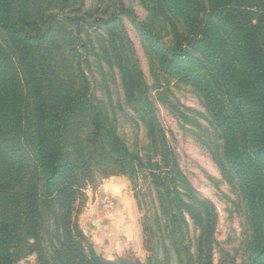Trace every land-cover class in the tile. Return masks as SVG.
<instances>
[{
    "label": "trees",
    "instance_id": "obj_1",
    "mask_svg": "<svg viewBox=\"0 0 264 264\" xmlns=\"http://www.w3.org/2000/svg\"><path fill=\"white\" fill-rule=\"evenodd\" d=\"M41 1L0 0V264L30 255L36 264H124L98 256L70 218L80 183L113 173L134 184L146 264H216L215 209L182 172L137 68H122L124 104L144 132L142 148L131 151L92 90L52 84L47 41L57 17ZM143 1L152 21L156 15L163 24L165 41L120 2L95 22L109 31L127 18L149 42L161 74L201 95L220 135L215 164L235 186L242 215L239 264H264V0ZM85 15L79 8L62 21L83 33ZM68 157L78 163V186ZM28 168L33 182L24 186Z\"/></svg>",
    "mask_w": 264,
    "mask_h": 264
},
{
    "label": "rangeland",
    "instance_id": "obj_2",
    "mask_svg": "<svg viewBox=\"0 0 264 264\" xmlns=\"http://www.w3.org/2000/svg\"><path fill=\"white\" fill-rule=\"evenodd\" d=\"M32 1L26 0V4ZM36 1L42 4L41 0ZM45 2L57 17L51 38L47 41L52 84L62 90H81L83 87L92 90L95 101L101 103L109 114L113 112L117 131L129 149L136 151L143 146V125L135 120L132 109L125 106L122 91L126 90L122 68L128 62L136 67L144 89L149 91L158 123L177 154L182 172L191 187L215 209V238L218 242L215 263L239 264L243 258L242 215L237 207L235 186L223 177L215 164L213 156L221 146L220 135L206 113L201 95L194 86L180 81L177 76L161 74L149 42L127 18L118 17L109 31L95 22L96 17H109L120 2L133 9L140 20L151 22V27L165 41L163 24L156 15L152 21L148 13L149 4L143 0ZM79 8L86 13L90 24L84 26L83 33H78L74 24L62 21L68 16H78ZM118 46L119 55H115ZM3 47L5 40L0 33V48ZM78 67L82 74H78ZM189 71L194 73L199 69L191 66ZM28 143L31 146L29 141L26 146L31 150ZM75 160L68 157L66 162L68 174L77 176L73 182L78 186V163ZM32 173L28 168L24 174V186L32 185ZM138 184L143 182L140 180ZM80 185L81 195L77 189L72 199L70 218L95 253L109 261L146 264L148 253L143 246L141 215L130 179L113 173L82 181ZM11 212L12 218L19 215L17 208H12ZM18 264H36L35 257L30 255Z\"/></svg>",
    "mask_w": 264,
    "mask_h": 264
}]
</instances>
